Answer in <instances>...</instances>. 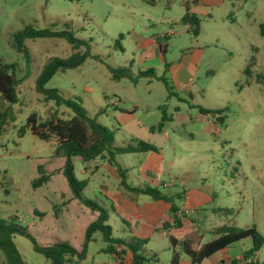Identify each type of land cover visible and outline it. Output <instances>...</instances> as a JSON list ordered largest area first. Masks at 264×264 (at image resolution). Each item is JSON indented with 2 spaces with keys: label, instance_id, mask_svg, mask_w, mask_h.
I'll return each mask as SVG.
<instances>
[{
  "label": "rangeland",
  "instance_id": "rangeland-1",
  "mask_svg": "<svg viewBox=\"0 0 264 264\" xmlns=\"http://www.w3.org/2000/svg\"><path fill=\"white\" fill-rule=\"evenodd\" d=\"M181 2L0 0V60L12 66L18 96V101L12 104L0 97V114L5 113L0 134L1 218H13L40 245L66 242L79 251L84 246L88 225L97 216L96 210L74 196L63 173L66 157L54 154L55 141L41 140L28 130L21 136L18 134L32 112L40 120L47 119L52 112L63 119L72 115L69 108L45 101L37 91V80L51 59H65L84 49L83 46L73 49L60 37H39L24 41L25 55L13 47L12 34L31 26L70 30L75 37L88 42L91 54L96 57L86 58L75 68L57 71L44 87L56 88L64 97L80 100L87 114L111 131L113 144H129L135 138L160 147L163 161L160 170L152 174L166 183L158 186L160 191L177 189L168 184L183 171H191L192 179L186 182L187 188L199 187L202 179L212 186L213 201L206 208L205 219L196 225L197 234L205 230L203 242L214 237L207 232L209 228L222 225L254 226L264 236V81L254 80L256 74L264 78V35L258 26L264 23V0H224L211 10V16L209 9L199 3L193 10L200 18L197 36L191 31L184 32L187 27L179 22L186 11ZM229 11L232 20L226 17ZM134 31L142 37H156L167 45L164 54L167 63H176L195 39L205 44L206 51L194 67V101L187 92L172 86L161 57L138 64L134 55ZM215 34H219L221 43L213 42ZM164 35H167L165 40ZM251 54L255 55L256 64L249 77L243 69ZM108 66L129 67L137 76L136 81L112 80ZM150 67L152 72L139 75ZM160 76L171 85L174 94L170 97L164 83L158 79ZM197 87L202 91H197ZM118 100L116 107L113 103ZM161 106L174 121L169 139L148 129L159 120ZM199 106L211 110L226 107L223 124L227 127L212 130L210 113L203 120L194 119ZM124 113L130 116L125 117ZM180 115L186 118L183 125L177 122ZM149 155L148 151L117 156L129 182L141 183L139 170ZM71 161L76 178L87 181L81 195L106 210L112 235L132 237L128 226L112 209L119 201L117 190H122L118 182L107 171L97 172L95 163L88 168V162H83L79 156H72ZM39 166L52 175L45 184L33 188L32 180L38 176ZM137 200L140 204L150 198L139 194ZM160 230L149 236L143 248L146 256L154 252L157 262L146 264H170L172 243ZM193 235L182 229L172 232V238L177 240ZM12 240L27 264H49L26 236L14 233ZM105 246L100 233L95 232L87 242L85 257L80 260L73 257L75 261L65 264H106L111 255L103 251ZM250 246L251 240L247 237L233 243L227 252L234 257L241 256ZM174 249L190 264L189 257L179 246ZM253 259L259 263L264 261V245ZM0 264H5L1 250Z\"/></svg>",
  "mask_w": 264,
  "mask_h": 264
},
{
  "label": "trees",
  "instance_id": "trees-1",
  "mask_svg": "<svg viewBox=\"0 0 264 264\" xmlns=\"http://www.w3.org/2000/svg\"><path fill=\"white\" fill-rule=\"evenodd\" d=\"M195 1V0H192ZM181 24H187L190 31L194 35H198L200 18L195 13L186 9L185 13L179 19ZM260 33L264 35V23L259 24ZM120 36H122L120 34ZM39 37H60L65 39L73 49H79L83 46L82 51H76L68 58H53L48 61L37 80V91L43 95L45 101H53L56 106H65L69 108L72 115L69 118H60L55 112L45 120H40L39 116L32 112L26 118L24 125L18 129V134L21 136L25 131H30L37 138L49 141L54 140L56 147L55 155H64L66 163L63 168V173L66 176L69 186L73 190L74 196L79 199L85 206L91 210L97 211V216L86 229L85 243L81 250L77 251L66 242H57L49 245H40L35 239L26 231V228L17 224L13 218L3 219L0 217V250L5 257V264H27L20 253L18 252L13 240L12 234L18 233L26 236L35 251L41 253L49 264H65L66 262H73L72 258L77 260L83 259L86 255V245L92 238V234L99 232L101 239L106 243L104 251L109 254L123 255L127 251L130 253L129 264H146L148 262H157L155 254L146 256L143 248L147 243L146 239L137 237H115L112 235V228L107 223L108 214L104 208L99 206L96 202L81 195L82 189L86 185V180H79L74 174V167L71 161L72 156H79L83 162H87L96 158L105 160L110 165L114 166L120 176V185L135 191L149 195L154 200H163L170 203L171 222H165L164 227L180 226V219L176 215L177 207L174 204L172 196L162 193L156 188L149 186L136 187L130 186L125 181V170L117 161V156L126 153H139L148 151H158L157 146L153 143L133 139L132 143L125 145L113 144V135L111 131L104 125L98 123L95 117L87 114L85 108L82 106L80 100L75 97H64L56 88H45L44 83L49 80L57 71L79 66L86 58H95L89 50L88 42L75 37L70 30H52V29H38L31 26H25L23 29L12 34L13 47L20 52L27 55V50L24 46L26 39H34ZM167 38V35L163 36ZM117 43V42H116ZM161 53H165L166 45H159ZM121 49V47H120ZM255 57L252 56L246 67L244 73L250 77V67L254 65ZM112 80H119L123 77L130 79L132 82L136 81L135 75L130 71L129 67H107ZM150 70L141 72L139 75H147ZM162 81L168 90V95H173L171 85L168 81L160 76L158 78ZM255 79L262 81L263 77L257 74ZM17 80L13 73L11 65L2 63L0 60V97L8 103H16L18 96L16 92ZM201 113L217 114L216 119L221 120L222 113L226 111L225 108H218L215 110L205 109L199 107ZM5 113L0 114V134L3 130ZM166 112L162 110L161 118L156 125L151 127V130H161L163 124L168 120ZM51 176V173L45 172L40 166L38 167V176L32 180V187L37 188L45 184ZM213 236L209 241L202 242L201 236L186 237L181 240L171 238L172 254L170 264H179L180 253L175 251V246H179L180 251L183 252L190 259V264H200L204 259L210 258L214 254L227 250L232 247L233 243L244 238H250L251 246L244 250L240 258H232L228 264H264V261L259 263L253 257L257 251L264 245V236L257 232L254 226L250 228H240L233 225H222L209 231ZM153 264V263H151ZM224 264V262H222Z\"/></svg>",
  "mask_w": 264,
  "mask_h": 264
},
{
  "label": "crops",
  "instance_id": "crops-1",
  "mask_svg": "<svg viewBox=\"0 0 264 264\" xmlns=\"http://www.w3.org/2000/svg\"><path fill=\"white\" fill-rule=\"evenodd\" d=\"M181 3H182V6L185 8V10L188 8V10L193 13H195L193 10L197 8V5L199 3H202L204 6H206V8L209 9L208 15H210L211 10L214 7L222 5L224 3V0H195V1L182 0ZM192 7L193 9H191ZM231 15L232 13L230 11L226 13V17H230V19L232 20L233 18L231 17ZM183 25L187 27V29L184 30V32L190 31V28L187 24H183ZM133 39L135 42L134 55L137 58L138 64H143L148 59H151V58L161 57L163 60L165 71L169 74V77L171 79L172 86L175 87L180 92L181 91L187 92L191 100L194 101L195 99L192 96V89L194 87L193 81H194V74H195L194 67L196 66V64H198V62L201 60L202 56L204 55L206 51L205 44L201 40L195 39L193 45H190L187 47L186 49L187 51L182 54V57L176 63H170V62L167 63L165 61V55H164L165 53L164 54L161 53L160 48H159L160 44L162 45L164 44L160 43L158 38L142 37L138 32L134 31ZM165 39L166 38H164V40ZM213 42L221 43L219 39V34L214 35ZM252 56L255 57L254 54H251L248 58L250 59ZM132 63H133V59L130 61V67ZM255 64H256V57H255L254 65L250 67L251 75H252V68L255 66ZM147 70H151L152 72L153 69L150 67ZM256 75L254 76V80L256 82L264 81V78L262 81H257L255 79ZM123 78H126V77H123ZM196 90L202 91V89L198 87L196 88ZM170 96L171 95H168V97ZM113 104L116 105V107H118L119 100L117 102L115 101ZM199 107H198V115L194 116V119L203 120L206 114L201 113L199 110ZM162 110L164 109L161 106L160 107V112H161L160 118H161ZM224 112H227V109ZM224 112L222 113L221 120H209L210 128L212 130H214L215 128H219V127L220 128L227 127L226 125L223 124L224 123L223 117L225 116ZM124 115L125 117L130 116L129 113H124ZM180 116L181 118H179V121L177 122L180 125H183L186 122V118H185V115H180ZM168 118L169 119L164 122L161 130H157V129L151 130L152 126H150L148 129L152 131V133H155L156 131V133H158L163 139H169L170 138L169 130L172 128V123H174V121H173L172 115H169ZM157 148H158V151H155V152L149 151L150 155L147 156V158L145 159V163L143 164L142 168L139 170L141 174V177L139 178L141 183L133 184L131 181L129 182L127 180V177L125 175V181L127 182V184H129L130 186H136V187L149 186L152 188H156L158 190H159L158 186L166 185L164 180H158L156 177L152 176V174L160 170V165L163 161L162 149L160 147H157ZM87 162H88V168H90L92 164L95 163L94 168H96L97 172L98 171L101 172V170L107 171V173L110 174L118 182L119 187L122 188V190L118 189L116 192L119 195V201H118V204H116L115 206L114 205L112 206V209L116 212V214L120 217V219L128 226V230L132 234V236L137 237V238L146 239L148 243L150 240L149 236L152 235L154 232H157L158 230L161 229L160 230L161 235L168 236L169 239L171 240L172 232L175 231L176 229H182L185 233H194L195 235H193L192 237L201 236L203 240L202 232H204L205 230L197 234L198 229L196 225L198 221H200L201 219H205L204 217H206V211H207L206 208L208 204L213 201V197H214V191H213L212 186L210 184L205 183L204 179H202L203 181L199 187L187 188L186 182L192 179L191 171H187V172L183 171L179 175L173 176V178L171 179L173 181H171L168 184V186H176L177 189L169 190L166 193L162 191L161 192L169 196H172L174 200V204L177 207L176 215L180 219V226L179 227H173V226L164 227L163 224L165 222H171L169 202H165L163 200H154L148 195L150 200L138 204L137 195L143 194V193H137L135 191H132L130 189H127L121 186L119 183L120 176L114 166L110 165L105 160H101L99 158H96V159H93ZM176 181L179 182L178 183L179 185L177 183H176L177 185L175 184ZM103 191L105 190L103 189ZM112 201L114 202V199H112ZM214 228L216 227L209 228L207 232H209L210 230ZM104 248H103V251H104ZM152 254H155V253L153 252ZM110 255H111V260L106 262V264H129L130 253L128 251L123 255L116 254V253H113ZM232 258H240V256L234 257L232 254H228L227 250H223L221 252L214 254L210 258L204 259L200 264H202L203 262H205L206 264H222V262H224V264H228ZM183 259L184 258H181L180 256L179 264H189L187 260H183ZM73 260L74 259H72V261Z\"/></svg>",
  "mask_w": 264,
  "mask_h": 264
},
{
  "label": "built area",
  "instance_id": "built-area-1",
  "mask_svg": "<svg viewBox=\"0 0 264 264\" xmlns=\"http://www.w3.org/2000/svg\"><path fill=\"white\" fill-rule=\"evenodd\" d=\"M216 117H217V114H212V119L211 120H217Z\"/></svg>",
  "mask_w": 264,
  "mask_h": 264
}]
</instances>
